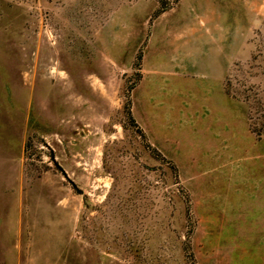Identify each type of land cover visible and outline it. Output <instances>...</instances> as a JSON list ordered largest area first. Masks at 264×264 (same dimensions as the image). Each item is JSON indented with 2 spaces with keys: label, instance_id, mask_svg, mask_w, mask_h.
Wrapping results in <instances>:
<instances>
[{
  "label": "rangeland",
  "instance_id": "374dc122",
  "mask_svg": "<svg viewBox=\"0 0 264 264\" xmlns=\"http://www.w3.org/2000/svg\"><path fill=\"white\" fill-rule=\"evenodd\" d=\"M0 264H264V0H0Z\"/></svg>",
  "mask_w": 264,
  "mask_h": 264
}]
</instances>
